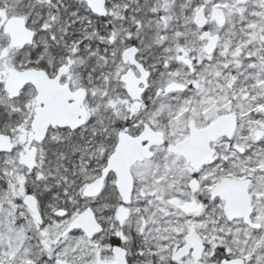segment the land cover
Returning <instances> with one entry per match:
<instances>
[{"label": "snow or ice", "instance_id": "snow-or-ice-1", "mask_svg": "<svg viewBox=\"0 0 264 264\" xmlns=\"http://www.w3.org/2000/svg\"><path fill=\"white\" fill-rule=\"evenodd\" d=\"M0 264H264V0H0Z\"/></svg>", "mask_w": 264, "mask_h": 264}]
</instances>
